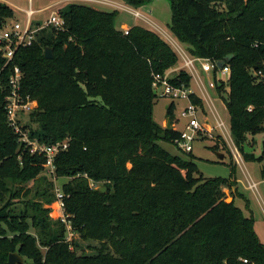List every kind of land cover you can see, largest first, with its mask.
<instances>
[{
    "label": "trees",
    "instance_id": "obj_1",
    "mask_svg": "<svg viewBox=\"0 0 264 264\" xmlns=\"http://www.w3.org/2000/svg\"><path fill=\"white\" fill-rule=\"evenodd\" d=\"M154 1L128 4L140 8ZM167 1L168 28L190 55L217 65L229 58L228 98H220L231 135L245 161L261 163L263 157L245 153L244 145L250 148L249 137L264 134V82L258 76L264 75V0ZM59 14L63 29L41 30L6 67L0 55V264L14 253L23 264H264L253 215L246 216L226 193L235 189L249 210L235 168L229 178L198 177L193 153L183 160L161 145L181 136L153 116L154 76L177 65L174 49L145 27L118 30L117 11L71 3ZM14 18V10L0 2V29ZM46 48L53 49V59L45 58ZM14 66L23 73V96L37 102L31 113L37 129H23L44 145L69 143L56 156L55 174L68 179L62 191L73 231L100 243L92 255H77L65 242L64 225L55 230L41 205L11 209L22 189L13 191L10 183L35 180L47 166L45 155L32 154L8 123L5 100ZM191 81L183 69L170 78L187 88ZM175 109L172 102L171 124Z\"/></svg>",
    "mask_w": 264,
    "mask_h": 264
},
{
    "label": "rangeland",
    "instance_id": "obj_2",
    "mask_svg": "<svg viewBox=\"0 0 264 264\" xmlns=\"http://www.w3.org/2000/svg\"><path fill=\"white\" fill-rule=\"evenodd\" d=\"M99 1L102 0H91V2L81 3L90 5L92 7L96 6L102 11L113 10V8L107 7L103 4H96ZM118 1L122 4H125V0ZM9 3L11 5V8H13L17 14V16L12 20L25 24L27 20L26 11L30 8L28 0H9ZM70 3L72 2L69 0H34V10L44 9L34 16V23L38 24L40 20H46L52 12L58 13L61 9L66 8V5ZM140 12L143 17L150 19L155 24L159 25L165 31H167V25L171 23L172 19L170 4L167 0L158 1L148 8L141 9ZM126 17L128 16L125 13H122L118 17V27L121 26V22ZM126 22L127 24L134 25V21L129 20ZM165 38L169 42L168 44L175 50L178 55L179 61L176 67L179 69H183L184 61L182 58V52L190 55V50L186 45L182 44L173 36L169 37L165 35ZM173 68L168 70L165 74L169 78L173 77L170 74V71ZM190 75L192 77L190 89L193 92L195 99L199 98L203 102V107L194 103L191 97L190 100L188 98L171 100L168 97H161V95H158L156 93L155 95L157 96V98L155 100L153 110L154 121L161 126L165 122L166 125L162 127L167 128L169 122L167 111L171 103L174 102L176 104V109L174 112L175 118L173 120V123L171 124V128L179 132H183L186 128L188 120L181 116L182 112L186 107L190 105V103L197 107L196 116L198 120L201 123H205V121L208 120V123H206L207 126L205 131L200 133V135L192 144L193 151L191 153H193V155L196 157L195 163L198 168L197 176H203L204 178H229L232 174V169L235 168L236 177L238 179H241L242 181L240 185V191L243 192L246 196L248 195L252 201L251 210L253 211L254 218L256 220V231L260 235L261 239L264 240V185L259 186V192L262 195V200L260 198L257 199L255 193H253L251 190H247L249 182L246 177L247 169L251 172L261 171L260 169H264V134H259L255 136V138L249 137L252 143L250 148H255V151L253 153L256 157L262 156L263 161L261 163L245 161L243 153L234 143L230 131V116L224 102L221 99L222 97L228 98L229 76L227 77L222 75L219 70L211 73L192 71ZM217 86H222V94L220 96L219 93H217ZM222 122L227 126V130H223V132L220 131L221 129L219 127V124ZM209 123L210 125H208ZM22 125H30V127L34 130L37 129V124L33 121L31 115H26L23 117ZM26 133V140H29L30 142L37 141V138H31L28 130H26ZM20 142L28 147V145L23 141L20 140ZM161 145L172 155L179 156L183 160H189V156L187 155V153L183 152L176 144L162 142ZM215 145H217L216 149L214 148ZM236 150L239 151L241 156L239 163L236 162L234 155ZM218 154H223L224 159H220ZM67 181L68 179L65 178H57L56 174H52L47 167H44L43 172L35 180H31L25 183H10V187L13 189V191L16 189H22V196L16 200H11L8 195L6 201H13L14 205H12L11 209H14L16 212L25 210L27 211V205H32L33 203L41 205L43 209L48 210V217L50 222L52 223V227L57 230L59 229L58 225L60 223L63 224L66 230L67 237V225L64 224V222L61 220L62 213L58 208L56 197L57 190H62L63 185L67 183ZM26 191H30V194L28 196L25 195ZM237 202L239 204L243 203V201L239 200ZM0 207L2 206L0 205ZM28 213L32 214L30 208ZM250 213L252 214V212ZM73 232L75 233V236L73 237V239L71 238V249H73V251H75L77 255H92L95 252L94 248L100 247V243L91 240H84L79 233L75 231ZM31 233L36 235L35 230H31ZM9 235L11 236V233H9ZM42 251L45 252L46 250L42 249Z\"/></svg>",
    "mask_w": 264,
    "mask_h": 264
},
{
    "label": "built area",
    "instance_id": "obj_3",
    "mask_svg": "<svg viewBox=\"0 0 264 264\" xmlns=\"http://www.w3.org/2000/svg\"><path fill=\"white\" fill-rule=\"evenodd\" d=\"M33 1L28 0L30 8L26 11L27 20L25 24H22L17 21L10 20L7 21L3 27L0 29V55L6 60L5 67L12 62L15 52L20 47L31 46L36 40L37 34L49 27H53L57 30L63 29L65 25L64 19L60 16V11L52 12L51 15L44 21L35 24L34 16L43 11V10H34ZM57 1V0H54ZM72 3H81V2H91V0H69ZM1 3L10 5L9 0H0ZM71 4V3H70ZM82 4V3H81ZM11 6V5H10ZM136 17H140L137 13ZM128 34V31H125ZM182 58L184 61V68L187 73L191 74L192 71L211 73L218 70L224 76L230 75V69L227 66H224L222 69L218 67L217 64L213 63L209 59H203L199 57H193L188 55L185 52H182ZM0 70V76H1ZM260 81L264 82V75L260 72L258 73ZM22 80L23 73L18 66H14L9 75L8 86H9V95L5 100V109L7 112L8 123L10 127L14 130L16 134L20 136V140L28 145L32 153H41L44 154L47 159V168L55 175V159L56 156L68 149L69 143L67 141L58 142L52 145H44L38 141L30 142L26 140L27 133L24 131V126L22 125L23 117L26 115H31L36 108L37 102L31 99L29 96H23L22 94ZM1 86V82H0ZM153 88L158 95L161 97H168L171 100L179 99H189L190 95L193 94L190 88L185 87L184 85L176 86L170 83V78L166 75H156L154 76ZM197 107L192 103L184 109L182 112V117L188 120L186 128L181 132L179 140L175 144L185 153L192 152V144L195 139L204 132L208 123V120L205 123H201L197 116ZM210 125V123L208 124ZM210 127V126H208ZM220 131L227 130L225 123L219 124ZM213 128V127H212ZM215 129V128H214ZM236 162H240V153L238 150L234 153ZM90 187L92 189H99V184H96L90 181ZM250 189H257L256 184L250 185ZM58 208L61 210L62 217L61 220L64 224L67 225V237L65 242L70 245L72 248V239L75 236L68 217L65 213V202H64V193L61 189L57 190L56 193ZM72 238V239H71ZM245 264H248V260H243Z\"/></svg>",
    "mask_w": 264,
    "mask_h": 264
},
{
    "label": "crops",
    "instance_id": "obj_4",
    "mask_svg": "<svg viewBox=\"0 0 264 264\" xmlns=\"http://www.w3.org/2000/svg\"><path fill=\"white\" fill-rule=\"evenodd\" d=\"M158 1H161V0H155L154 2H152L151 4L149 5H146V6H143V7H140V8H133L132 6H130L128 4V0H125V4H122L121 2H119L118 0H102V1H99L98 3L96 4H103L107 7H110V8H113V10L111 11H105V12H114V11H117L119 14H118V17L122 14V13H125L128 17L124 18V20L121 22V26L118 27L117 25V21H118V18H117V21H116V27L118 30H121L123 32L125 31H129L130 28H132L133 26H142V27H145L147 29H150V30H153L154 32H156L157 34H159V36L165 40L167 43H169L166 38H165V35L166 36H173L175 39H177L173 34L172 32L169 30V28H167V31H165L162 27H160L159 25L155 24L153 21H151L150 19L146 18V17H143V15L141 14L140 10L141 9H144V8H148L150 6H152L154 3L158 2ZM10 6V5H9ZM67 6V5H66ZM90 6V5H89ZM11 7V6H10ZM50 7V6H49ZM92 7V6H91ZM92 8L96 9V10H99V11H102L100 9H98L96 6H93ZM13 9V8H12ZM14 10V9H13ZM39 10H43V9H39ZM15 12V17L17 16L16 14V11L14 10ZM139 14L140 17H136V14ZM133 18V20H132ZM134 21V25H131V24H127L126 21ZM172 20V19H171ZM39 21V20H38ZM125 21V22H124ZM41 22V20L39 21ZM169 25V24H168ZM167 25V27H168ZM171 35V36H170ZM178 40V39H177ZM185 45V44H184ZM175 51V50H174ZM181 69L177 68L176 66L170 71V74L172 76H175V74H177V72H179ZM166 123L164 122L162 126H165ZM261 171H253L251 172L250 170H246V177L248 179V182H249V186L247 187V190H251L253 193H255V196L256 198H260L262 200V195L261 193L259 192V186L261 185H264V169H260ZM237 179V189H238V193L239 194H242L243 196H245L248 200H249V203H250V206H249V210H247L246 208V205H245V202L244 200H242L241 198H238L237 195L233 194L235 192V189L232 191L233 193H231L230 190L226 189V193L229 197V201H232L234 200L235 201V204L243 210L244 214L245 215H250L249 213L252 212L253 214V211L251 210V207H252V201L250 199V197L247 195H245L243 192L240 191V185L242 183L241 179ZM252 184H256L257 185V189L255 190H252L250 189V185ZM246 190V191H247ZM243 201V203H238L237 201ZM250 211V212H249ZM253 217H254V214H253ZM255 219V218H254ZM255 231H256V220H255ZM257 233V231H256ZM259 239L261 240V242L264 244V240L261 239L260 235L257 233Z\"/></svg>",
    "mask_w": 264,
    "mask_h": 264
},
{
    "label": "water",
    "instance_id": "obj_5",
    "mask_svg": "<svg viewBox=\"0 0 264 264\" xmlns=\"http://www.w3.org/2000/svg\"><path fill=\"white\" fill-rule=\"evenodd\" d=\"M44 55H45L46 59H53L54 58L53 49L52 48H46ZM228 60H229V58H227L226 61L219 62L218 67L220 69H222ZM154 94H156V91H154ZM167 128H171L170 119H169ZM244 151H245V153L250 154V153H253L255 151V148L251 149L247 145H244ZM218 156L220 159H224L223 154H218ZM105 190H106L105 188L102 189V191H105ZM23 263H24V259L20 255L14 253V254H11L9 256L8 264H23Z\"/></svg>",
    "mask_w": 264,
    "mask_h": 264
}]
</instances>
